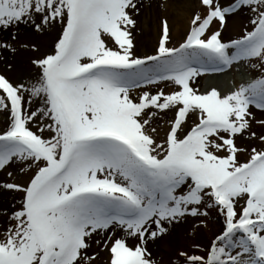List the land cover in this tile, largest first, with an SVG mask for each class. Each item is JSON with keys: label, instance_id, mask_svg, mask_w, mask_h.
Returning a JSON list of instances; mask_svg holds the SVG:
<instances>
[{"label": "snow or ice", "instance_id": "snow-or-ice-1", "mask_svg": "<svg viewBox=\"0 0 264 264\" xmlns=\"http://www.w3.org/2000/svg\"><path fill=\"white\" fill-rule=\"evenodd\" d=\"M142 6L0 0V30L59 26L51 51L31 61L34 77L0 73V170L12 179L0 187L20 193L0 209V264H96L93 242L108 264H159L149 243L210 208L223 217L219 234L170 264H264V134L252 130L253 109L264 112V0H199L178 45L164 19L143 56L133 40ZM244 8L251 28L225 39ZM0 49L15 52L7 40ZM241 65L255 75L233 90L199 89L198 78ZM164 116L161 137L153 122ZM14 165L32 171L27 182Z\"/></svg>", "mask_w": 264, "mask_h": 264}, {"label": "rangeland", "instance_id": "rangeland-1", "mask_svg": "<svg viewBox=\"0 0 264 264\" xmlns=\"http://www.w3.org/2000/svg\"><path fill=\"white\" fill-rule=\"evenodd\" d=\"M187 1H189L193 5L192 8L187 9L189 13H187L188 15L186 14V21H189L193 11L196 9L199 3V0H187ZM173 2L177 4L181 1L173 0ZM221 3L224 4L225 2L221 0ZM230 3H232V0L227 2V4H230ZM165 5H168V4L165 3ZM164 10L163 9L158 10L159 12L156 15V20L154 23L155 26L153 27L155 30L154 31L155 33L152 34V38L154 39L153 49L146 51V49H142L139 46H136L134 44V51L136 52L137 55L143 56L145 54H151L152 51L155 50L156 45L158 44V40H159V39L157 40V38L159 35H161V21L162 20L166 19L169 24V27L170 28L172 27V23L174 22L175 17L170 16L168 14H164L163 13ZM237 13H240L242 17L243 31L246 28L250 29L251 28L250 20L253 17L254 13L250 9H247V8L241 9ZM58 32H59V26H57L56 38H57ZM222 35L226 39V34L222 33ZM238 36L239 34L237 33L236 35L233 34V38H236ZM227 37L229 36L227 35ZM136 38H137L136 35L133 36L134 42L136 41ZM182 38L183 37L172 39L171 44L178 45V43L182 40ZM52 47H47L44 51L35 52V54L30 55L27 65H26L27 66L26 77L32 78L34 77L36 73L35 66L31 63L32 59H34L36 56L50 52ZM239 69L241 70V74L245 78L246 77L250 78L253 75H255V72L252 69H250L247 65H241L239 66ZM1 72L3 74L7 71L3 72L1 71V68H0V73ZM234 74H235L234 69L227 70L223 73H217L216 75H220V77L217 78L215 81H217L220 84V86L224 87L223 89H226L227 92H229L233 90L237 84L240 83V82L239 83L234 82L235 81ZM243 77H239V78H243ZM204 85H205V88L213 87V86H209L210 82ZM214 87H216L218 90L221 91V89L218 88L217 86H214ZM256 110L257 111L253 109L255 119L252 124V130L255 131L257 135L259 136L261 134H264V127H261L255 121L264 120V112H261L258 109ZM258 116H260V118H258ZM2 118H3V113H0V130H2L5 127V125L2 126V123H1ZM168 118H169L168 116L167 117L164 116L162 119L157 118V120L153 122V126L157 127V130L161 137H163L165 134V130L167 128V124L165 123V121ZM237 143L240 146L246 148L249 144H255V140L254 138H241L237 141ZM246 158H247V152L244 153L241 159L244 160ZM19 169H20V165H14L12 168L8 170L13 172V176L18 182L20 183L27 182L30 176L32 175V171L25 169L24 172H20ZM6 182H12V179L7 176L5 171L0 170V184L6 183ZM19 199H20V193L0 187V209L10 208L14 204H16L19 201ZM201 220L204 221L203 224L200 223ZM223 223H224L223 217L218 214V211L216 208L208 209L207 217L187 216L183 218L182 220H180L179 222H174L169 226V230L167 234L162 236V244L160 245V248L157 250V252L151 251L152 256L159 262V264H170V261L175 259V253L178 250H187L189 251V253H194L197 255L202 254L199 249L194 247V245H199L200 248H205L209 244V242L214 238V236L216 234H219V232L221 231L223 227ZM3 226H4V218L0 217V232L3 231ZM159 239H161V237ZM185 244H187L186 247H185ZM91 249H90L91 252L98 253L96 257V264H108V253L106 250L98 251L97 249H100V248H98L94 242L92 244Z\"/></svg>", "mask_w": 264, "mask_h": 264}, {"label": "bare ground", "instance_id": "bare-ground-1", "mask_svg": "<svg viewBox=\"0 0 264 264\" xmlns=\"http://www.w3.org/2000/svg\"><path fill=\"white\" fill-rule=\"evenodd\" d=\"M178 1L181 2L175 4L176 1L173 2V0H141L143 6L141 7L140 13L137 16V25L133 32V36L136 35L137 37L136 41L134 42L136 46H139L142 49H146V51L153 49L154 39L152 38V34L155 33L153 27L155 26L154 23L156 20V15L159 12L158 10L162 9H165L163 11L164 14L175 17L174 22L172 23V27L170 28L173 39L184 36L185 32L188 30L189 22L191 19L190 17L189 21H186V14L189 13L187 9L192 8L193 5L187 0ZM229 1L231 0H223V2H225L224 4H227V2ZM165 3H167L168 5H165ZM240 13L231 15L227 20L225 29L222 31V33L226 34V39L233 38V34L236 35L237 33L240 35V33L243 32V21ZM56 30L57 27L41 33L25 25H20L19 28L15 29L0 30V40L9 41L15 48V52H12L11 50L0 49V68L3 72L7 71L3 74L8 76L12 80L29 79L28 77H26V65L30 55L35 54V52L44 51L47 47H52L56 40ZM12 32H15L14 40L11 39ZM227 35L229 37H227ZM159 38L160 35L158 36L157 40ZM33 45L36 46L35 49H33ZM153 52L154 51H152V53ZM9 64L12 65L11 69L8 68ZM35 72H37V69L35 70ZM219 77L220 75H213L208 77V79L210 80L209 86H217L223 93H225L227 92V90L223 89L224 87L220 86V84L215 81ZM239 77H243V75L237 73L234 74L235 83L243 82L249 79V77ZM202 84L203 83L201 81V78H198L197 85L199 89H202ZM207 88L209 87H206V89ZM254 110L257 111L256 109ZM258 118H260V116H258ZM1 123L2 126H6V117L4 114ZM161 244L162 237L161 239H156L154 242H150L148 247L151 251L157 252ZM186 246L187 244H185V247ZM97 250L102 251V249Z\"/></svg>", "mask_w": 264, "mask_h": 264}]
</instances>
